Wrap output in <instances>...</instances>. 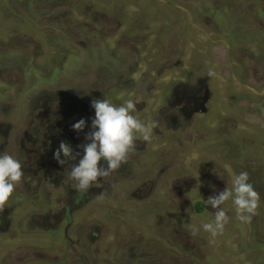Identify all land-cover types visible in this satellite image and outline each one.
Listing matches in <instances>:
<instances>
[{
	"label": "rangeland",
	"instance_id": "1",
	"mask_svg": "<svg viewBox=\"0 0 264 264\" xmlns=\"http://www.w3.org/2000/svg\"><path fill=\"white\" fill-rule=\"evenodd\" d=\"M103 98L133 99L136 118L158 126L147 146L136 141L148 150L139 164L127 162L142 172L92 202L70 236L90 239L88 259L62 233L29 228L0 235V261L8 250L7 264H264V0H0V153L22 155L24 167L29 158L17 152L27 132L61 142L60 131L81 150L91 101ZM243 171L260 195L256 214L241 223L225 202L229 221L210 243L201 225L215 210L205 201ZM146 176L151 194L127 196ZM24 204L17 218L33 209ZM26 250L34 256L18 263Z\"/></svg>",
	"mask_w": 264,
	"mask_h": 264
},
{
	"label": "flooded vegetation",
	"instance_id": "2",
	"mask_svg": "<svg viewBox=\"0 0 264 264\" xmlns=\"http://www.w3.org/2000/svg\"><path fill=\"white\" fill-rule=\"evenodd\" d=\"M188 88L189 87H186V92ZM188 106L189 105H187V107ZM184 107L187 108L185 105ZM189 107L196 108L194 103ZM187 112H189L188 109ZM184 128L181 130L184 131ZM88 131L90 130L88 129ZM58 133L62 136L61 139H63L64 142L73 147V140L71 137L61 134L60 131ZM23 138H25V140L23 143L18 144L20 146L18 147L19 150L17 153L19 154L20 152L23 154L24 158L29 159L26 163L23 162L25 164L23 167L25 175L20 184H18L14 190V193H17L15 201L7 202L4 210L0 212V235H6V240H14L15 233H20V231L26 232V229L29 228L31 232L33 228H35L40 229L39 231H42L43 234L48 233L53 236L60 232L64 236L65 244L70 245L73 249L74 255L81 257L82 262L86 261L88 257L83 256L82 252L86 250L90 253V239L85 242L82 239L76 240L75 238L73 242H71L70 236L83 229L84 224L86 223V218L84 217L85 215L83 212L87 207L93 204L92 202L98 201L101 203L100 205H102V199L106 197V192L107 196H111L110 193L117 182L128 180V182L131 183L133 182L131 179L134 175L135 178L138 177L139 173L142 171H136V173H134L131 165L133 166L134 162L138 163L140 155L137 153L143 154L148 152L146 146L149 142L145 141L144 143L146 146L144 145L143 147L138 144L141 148L137 146L135 152L129 153L128 162L130 161L131 165L130 163L122 165L119 170L113 172L110 176L94 183L87 193H81L76 190V182L68 179L65 174V169L69 165L66 164L61 166L57 160L54 159V153L59 148L60 141L52 140L48 137V139H46L49 140V142H34L31 132L23 133ZM84 144L86 143L84 142ZM81 151H83V148L77 151L80 155L75 161H70V164H78L79 160L84 155V152L82 153ZM33 153H37L39 158L33 159ZM61 158H64L62 153ZM21 159L22 155L19 160ZM100 164L106 166V162L103 159L100 161ZM36 165H40L41 167L35 169ZM141 167L145 166L143 165ZM160 169L161 171H168V165L167 162L165 164V160L164 162L162 161V163L160 162ZM147 178L150 180L145 183L140 182L141 184L139 183L136 187H131V190H127V196L141 199L143 193L140 191H142V189L146 194H151L152 187H155V182L153 177L150 176ZM69 182H71L72 185H70ZM24 200V205L28 202L33 209L25 214L18 212L21 216H18L17 218L15 216V209L20 206L21 202ZM89 230L90 231L85 232V234H89L94 240L97 236L92 234L93 229ZM96 234H99L97 230ZM96 245H98V243H96ZM18 248L21 247L17 246L16 249ZM28 251L30 250H26L24 254L20 253L17 255L18 263H23V258L28 257V254H26ZM57 251L58 250H56V252ZM63 251L66 250L63 249ZM9 254L10 251L6 250L4 256H1L2 262L0 261V264H7L3 262L4 260L11 259L12 261ZM29 256H34L33 252L31 253L30 251ZM56 258L57 257L54 254L53 260Z\"/></svg>",
	"mask_w": 264,
	"mask_h": 264
},
{
	"label": "clouds",
	"instance_id": "3",
	"mask_svg": "<svg viewBox=\"0 0 264 264\" xmlns=\"http://www.w3.org/2000/svg\"><path fill=\"white\" fill-rule=\"evenodd\" d=\"M212 76L211 71L207 72ZM91 106L95 110V117L92 119V131L85 135L89 143L79 145L83 148L84 155L78 164H70L80 155L75 152L72 146L61 141L59 148L54 153V159L61 165H69L65 169L68 179L76 182V190L87 193L92 185L110 176L119 170L122 165L128 162L130 152L136 150V141L150 142L153 129L158 125L154 120L147 124L136 118L133 114L136 111V102L133 99L126 100L120 106H116L107 99H93ZM86 126V121L80 119L72 125L73 130L81 132ZM63 154V159L61 158ZM106 166L100 164L101 160ZM23 164L12 154L0 153V212L7 205L10 197L18 184L24 178ZM247 171L235 174L231 179V187H226L218 195L210 196L206 205L214 210V220L202 223L203 230L210 234L215 242L218 235H222L226 224L229 221L226 210L221 207L225 202L231 200L235 208L236 219L241 223H250L252 216L260 204V195L249 182ZM199 228L191 226V235L196 236Z\"/></svg>",
	"mask_w": 264,
	"mask_h": 264
}]
</instances>
